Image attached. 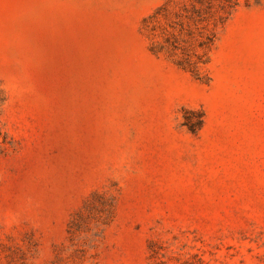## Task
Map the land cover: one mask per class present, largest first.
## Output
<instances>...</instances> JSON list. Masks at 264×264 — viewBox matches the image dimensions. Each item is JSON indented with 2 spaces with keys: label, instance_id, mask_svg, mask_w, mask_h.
I'll return each mask as SVG.
<instances>
[{
  "label": "rangeland",
  "instance_id": "rangeland-1",
  "mask_svg": "<svg viewBox=\"0 0 264 264\" xmlns=\"http://www.w3.org/2000/svg\"><path fill=\"white\" fill-rule=\"evenodd\" d=\"M214 4L198 79L195 0H0V264H264V0Z\"/></svg>",
  "mask_w": 264,
  "mask_h": 264
},
{
  "label": "trees",
  "instance_id": "trees-1",
  "mask_svg": "<svg viewBox=\"0 0 264 264\" xmlns=\"http://www.w3.org/2000/svg\"><path fill=\"white\" fill-rule=\"evenodd\" d=\"M215 2H227V0H195V3L200 4L201 8H198L197 5L194 6L191 10V15H189V12L187 11L185 17L188 19V23L186 25L183 22H177L173 19L169 20L168 26L172 29H177L179 27L180 32L189 37V41H185L186 46L180 47L179 41L174 37V42L170 47L171 49H160V52L170 50V53L173 54V56H176L177 52L181 50L183 58L177 61V65L180 68L189 71L198 79L200 66L206 64L208 61H204L203 55H197L195 53V48L198 46L202 50L210 49L216 39L215 27L217 22L226 19L216 10ZM219 9L224 13H227L228 5L222 3L219 5ZM168 11L167 5H163L157 10L153 18H157V16L162 14L166 16ZM179 17L180 16H178V18ZM1 96L0 93V109L5 104V99ZM193 114L197 115L195 116L197 117L195 119L196 121L189 120L186 121L184 125L187 126L191 132L197 133L203 128L204 117L202 114L198 115L195 112ZM7 148V138L6 136H3L0 130V152H4Z\"/></svg>",
  "mask_w": 264,
  "mask_h": 264
}]
</instances>
